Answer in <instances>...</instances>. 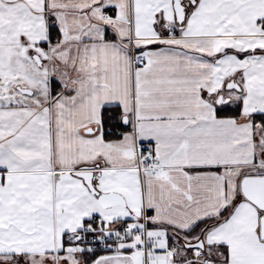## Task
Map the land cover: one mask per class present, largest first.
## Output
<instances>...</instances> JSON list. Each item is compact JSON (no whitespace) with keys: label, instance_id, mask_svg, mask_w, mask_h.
Listing matches in <instances>:
<instances>
[{"label":"snow or ice","instance_id":"snow-or-ice-1","mask_svg":"<svg viewBox=\"0 0 264 264\" xmlns=\"http://www.w3.org/2000/svg\"><path fill=\"white\" fill-rule=\"evenodd\" d=\"M0 264H264V0H0Z\"/></svg>","mask_w":264,"mask_h":264}]
</instances>
